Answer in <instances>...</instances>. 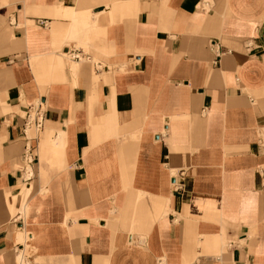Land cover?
Segmentation results:
<instances>
[{
    "label": "crops",
    "instance_id": "obj_1",
    "mask_svg": "<svg viewBox=\"0 0 264 264\" xmlns=\"http://www.w3.org/2000/svg\"><path fill=\"white\" fill-rule=\"evenodd\" d=\"M0 264H264V0H0Z\"/></svg>",
    "mask_w": 264,
    "mask_h": 264
},
{
    "label": "built area",
    "instance_id": "obj_2",
    "mask_svg": "<svg viewBox=\"0 0 264 264\" xmlns=\"http://www.w3.org/2000/svg\"><path fill=\"white\" fill-rule=\"evenodd\" d=\"M214 52H215V54L217 53V55H218V51L216 49L214 50Z\"/></svg>",
    "mask_w": 264,
    "mask_h": 264
},
{
    "label": "bare ground",
    "instance_id": "obj_3",
    "mask_svg": "<svg viewBox=\"0 0 264 264\" xmlns=\"http://www.w3.org/2000/svg\"><path fill=\"white\" fill-rule=\"evenodd\" d=\"M74 62V61H73Z\"/></svg>",
    "mask_w": 264,
    "mask_h": 264
}]
</instances>
